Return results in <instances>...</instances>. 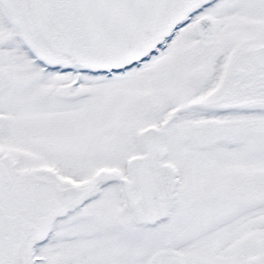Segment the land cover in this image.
I'll list each match as a JSON object with an SVG mask.
<instances>
[{
	"label": "snow or ice",
	"instance_id": "obj_1",
	"mask_svg": "<svg viewBox=\"0 0 264 264\" xmlns=\"http://www.w3.org/2000/svg\"><path fill=\"white\" fill-rule=\"evenodd\" d=\"M0 264H264V0H0Z\"/></svg>",
	"mask_w": 264,
	"mask_h": 264
}]
</instances>
